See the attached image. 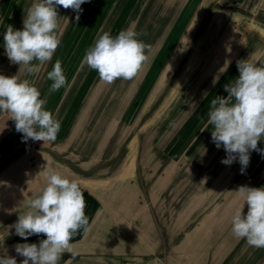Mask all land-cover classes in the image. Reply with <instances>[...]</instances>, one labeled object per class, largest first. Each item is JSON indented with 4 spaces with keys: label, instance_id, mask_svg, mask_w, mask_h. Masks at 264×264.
Segmentation results:
<instances>
[{
    "label": "crops",
    "instance_id": "crops-1",
    "mask_svg": "<svg viewBox=\"0 0 264 264\" xmlns=\"http://www.w3.org/2000/svg\"><path fill=\"white\" fill-rule=\"evenodd\" d=\"M142 1L134 15L135 20L141 18L138 33L143 35L139 39L146 46L154 33L165 32L166 28L171 37L186 30L176 45L178 50L190 51L198 45L203 50L215 44L214 50L205 54H192L209 60L191 83L196 91L210 83L209 91L214 89V79L234 67V62L251 57L257 63L264 57V33L256 28L233 33L231 0L218 4L229 8L224 18L216 14V19H211L209 13L221 8L207 0ZM15 2L18 6L20 0L4 8L7 0H0L1 73L6 76L3 35L12 21L8 24ZM226 7L222 6L224 10ZM181 9L184 15L174 23L172 16ZM190 12L194 14L188 21L185 14ZM135 20L130 25L134 29ZM210 21V28L217 26L220 34L215 40L209 35L198 38L200 29ZM255 22L264 30L263 21ZM235 44L241 46L237 53ZM190 56L178 53L164 61L168 65L159 78L164 79L161 88L156 91L157 85L154 87L157 102L142 110L129 125L121 127L123 120L118 117L115 127L110 122L100 128V138L94 134V126L85 129L82 123L88 116L87 109L80 110L82 121L76 119L78 111L73 110L76 120L60 126L55 141H40L39 145L31 139L23 140L15 122L7 114L0 115V209L10 199L15 200L14 209L0 213V255L15 257L21 264L24 258L16 253L15 245L38 244L46 238L32 235L25 241L13 225L44 187L45 172L54 170L79 183L90 224L88 232L80 230L73 236L72 252L65 253L59 264H264V248L249 246L231 231V217L244 203L235 190L242 185L264 187V152L259 151L264 149V140L259 141L258 150L250 153L243 174L239 160L230 166L217 164L218 153L213 166L206 164L211 159L208 134L200 129L207 122L211 101L209 105L204 101H168L177 77L188 71L182 63ZM144 63L159 61L147 55ZM18 71L16 64L11 76ZM178 109L181 112L175 114ZM206 109L208 112L203 114ZM105 112L102 109L101 113ZM244 211L246 214L247 205ZM14 213L16 218L5 224ZM8 235L12 238L6 241Z\"/></svg>",
    "mask_w": 264,
    "mask_h": 264
},
{
    "label": "clouds",
    "instance_id": "clouds-1",
    "mask_svg": "<svg viewBox=\"0 0 264 264\" xmlns=\"http://www.w3.org/2000/svg\"><path fill=\"white\" fill-rule=\"evenodd\" d=\"M85 2L34 0L23 19V29L14 30L9 25L3 35L5 54L12 64L19 65V71L13 76L0 74V115L7 114L15 122L16 131L23 134L25 141H55L60 122L45 110L46 100L40 98V91L20 76L35 75L52 60L60 43L57 7L71 8L78 21ZM146 48L131 26L115 37L104 32L86 51L81 67L96 70L99 79L107 84L117 79L130 80L146 60ZM237 68L239 76L224 85L228 95L211 100L207 122L200 131L211 126L212 141L227 153L221 163L230 166L238 159L243 174L250 163V153L258 150L259 141L264 140V67L257 66L250 57L238 60ZM47 78L52 81L49 93L67 84L59 60L47 72ZM45 181L42 190L28 202L29 210L19 214L13 225L15 233L25 241L32 235L46 237L38 244L15 245L16 253L24 258L21 264H59L65 253L72 252L73 236L90 229L79 183L54 170L45 172ZM235 191L244 203L231 217L233 235L245 239L251 247L264 248V187L242 185ZM0 264L18 262L15 257L0 255Z\"/></svg>",
    "mask_w": 264,
    "mask_h": 264
},
{
    "label": "rangeland",
    "instance_id": "rangeland-1",
    "mask_svg": "<svg viewBox=\"0 0 264 264\" xmlns=\"http://www.w3.org/2000/svg\"><path fill=\"white\" fill-rule=\"evenodd\" d=\"M12 1L13 0H7L4 8L8 7ZM207 1L210 2V5L215 3V8L218 7L221 8L219 10H222L221 13H218L220 12L219 10L216 11L212 9L209 13L211 19H216V14L219 18H224L225 15L228 14V6L226 7L225 5H222L223 8L226 7V10H224L221 5H218L222 3L224 4V1L226 0ZM231 1L230 14L231 17L234 18L230 24L233 25V33H241V29H245L246 32H251L250 29L254 28L264 33V30L255 24V21L258 20L264 22V0ZM17 2L14 3V6L11 9L12 13L8 24L12 20L9 25L13 26L14 30H22L24 27L23 19L34 0H20L18 6ZM142 2V0H86V2L81 5L83 11L80 13L78 21L76 20V12L71 8L64 9L63 7H57L59 16L57 35L60 43L52 57V60L43 65L39 73L31 76L22 73L20 78L28 79L32 86L36 87L40 91V98L46 100V104L44 106L45 110H48L53 114L54 119L60 122V126H66L70 124L71 121H75L76 119L82 121L83 117L80 110L83 109H87L89 112L88 116L86 115L84 117V121L82 123L85 129L88 125L89 128L94 126L96 128V132L94 134H96L97 138H100L102 133L100 128H104V126H107L110 122V126L115 127V124H117L115 122H117L118 117H121L123 120L120 125L121 127L129 125L138 118L142 110H146L147 107L157 102L156 98L158 94H156L154 87L157 85L158 88L156 91L161 88V84L164 79L161 78V80H159V78L161 77V74H163L164 67H167L168 65L164 63V61H166L170 56L178 53H191L192 56L193 52H195V54H205L210 49L214 50L213 48L215 47V44L213 43L209 44L206 49H199V42H197L198 47H191V52L189 50L186 51L184 48L178 50L176 45L179 40L184 38L182 36H184L186 30H182L178 35L171 37L170 29L166 28L165 32L160 31L159 33H154L152 41L146 42L148 46L146 48L145 55H148V57H150V55L154 56L155 60L159 61V63L142 64L137 75L130 80L117 79L115 82L107 84L99 79V74L96 70L90 69L87 65L81 67V61L86 54V51L90 47L94 46L98 36L104 32H108L115 37L122 30L129 28L135 20L134 13L138 8H140L139 4ZM180 11V13H175L172 16L174 23L184 15L182 13V9ZM223 13H225L224 16H222ZM193 14L194 13L192 12L185 14L188 21L191 19ZM140 21L141 18L135 20L136 28L134 30L137 33V39L141 41L139 37H141L143 33H138L142 24ZM211 22L212 21L206 22L203 28L198 32L197 37L201 36L200 39H202L203 36L209 35L214 40L216 39V36L220 34L221 29L217 26L210 28ZM248 22H254V24L250 23L248 25ZM191 36L192 33L189 37ZM240 47V44H235L234 51L236 53L239 52ZM195 54L192 57L190 56L187 62L182 63L184 70L188 71L184 73L181 78L179 76L177 77L174 82V88L170 92L168 101H174L173 103L175 104L177 102H190V104H193L195 101H204L205 104H208L217 96H227L228 93L225 91L224 85L234 82L231 79L233 76L235 79L239 76L237 62H234V67L230 66L229 70L227 69L224 74H221L214 79L217 80L215 82V85H217L214 89L212 88L209 91L212 86L210 83L209 86L203 87L201 91H196L193 86L190 87L192 85L191 83L201 70L206 69L209 60L206 61L203 55H200L197 58ZM5 59L6 74L7 76H11L10 72L13 71L16 64H12L6 54ZM56 60L61 62L63 72L67 79V84L58 91L49 93L52 81L47 78V72L53 69ZM148 60L151 59L147 58V61ZM256 64L257 66L264 67V57ZM2 67L3 63L0 60V74H2ZM102 109L106 111L105 114L101 113ZM73 110L78 111V117L76 119L73 116ZM183 111L185 112V110ZM179 112H181L180 109L174 111L175 114H178ZM207 112L208 109L204 110L203 114ZM170 117H172L171 113ZM206 132L208 134L207 141H209L207 146L209 149H207V151L211 157V159L209 158L208 160L209 163L206 164H209L211 167L215 164L214 159L217 158V153L219 158H224L227 153L223 147L218 149L212 141L211 126H209V129L206 130ZM85 134L86 132L84 131V133L81 134V137L83 138ZM39 142L40 141H37L36 145H39ZM219 158L217 159V164H221V160L223 159ZM236 162H238V159ZM23 196L19 199H22ZM11 208H15L14 198L10 199L9 203L7 202V204L0 209V213H7L12 210ZM12 215H10L5 224H8L10 220L16 218L15 213L14 216ZM2 227L3 225L0 228ZM8 236L9 238H6V241H9L12 238L11 235Z\"/></svg>",
    "mask_w": 264,
    "mask_h": 264
},
{
    "label": "bare ground",
    "instance_id": "bare-ground-1",
    "mask_svg": "<svg viewBox=\"0 0 264 264\" xmlns=\"http://www.w3.org/2000/svg\"><path fill=\"white\" fill-rule=\"evenodd\" d=\"M33 188V187H32ZM24 195H26V194H24Z\"/></svg>",
    "mask_w": 264,
    "mask_h": 264
}]
</instances>
